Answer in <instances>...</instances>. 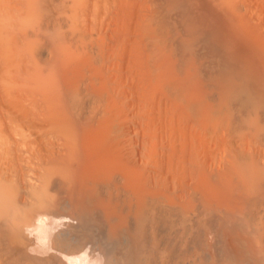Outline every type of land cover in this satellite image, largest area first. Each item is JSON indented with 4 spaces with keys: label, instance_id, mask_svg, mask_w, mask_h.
<instances>
[{
    "label": "bare ground",
    "instance_id": "6f19581e",
    "mask_svg": "<svg viewBox=\"0 0 264 264\" xmlns=\"http://www.w3.org/2000/svg\"><path fill=\"white\" fill-rule=\"evenodd\" d=\"M0 264H264V0H0Z\"/></svg>",
    "mask_w": 264,
    "mask_h": 264
}]
</instances>
